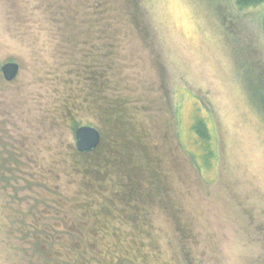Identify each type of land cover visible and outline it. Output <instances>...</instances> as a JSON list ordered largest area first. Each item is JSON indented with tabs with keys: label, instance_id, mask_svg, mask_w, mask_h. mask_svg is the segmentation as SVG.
Returning a JSON list of instances; mask_svg holds the SVG:
<instances>
[{
	"label": "rangeland",
	"instance_id": "374dc122",
	"mask_svg": "<svg viewBox=\"0 0 264 264\" xmlns=\"http://www.w3.org/2000/svg\"><path fill=\"white\" fill-rule=\"evenodd\" d=\"M263 20L236 0H0V264H264ZM80 126L126 134L128 171L116 143L77 156Z\"/></svg>",
	"mask_w": 264,
	"mask_h": 264
},
{
	"label": "trees",
	"instance_id": "16d2710c",
	"mask_svg": "<svg viewBox=\"0 0 264 264\" xmlns=\"http://www.w3.org/2000/svg\"><path fill=\"white\" fill-rule=\"evenodd\" d=\"M112 0H107L108 4L111 2ZM115 2L116 1H121V0H114ZM131 0H126V2L128 4H130ZM262 4H264V0H236V5L237 7L241 8V9H250V8H253V7H258V6H262ZM109 10V9H108ZM109 19V17H108ZM92 22H95V21H92ZM263 29H264V20H263ZM97 83H94V86L96 87ZM111 116H114V114L112 113ZM109 117V116H108ZM110 118V117H109ZM113 118V117H112ZM120 123L122 124H125L124 121H120ZM193 131L195 132L196 136H198L199 138V142L202 143L201 146L202 148H204V150L206 151L205 155L203 156V159L205 160L206 163H208L211 159V152L209 151V144H210V140H211V136L208 134V129H207V125H205L204 121L202 119H197V121L194 123V127H193ZM115 133V131H114ZM116 136L118 137V139L116 138ZM127 135L126 134H117L115 133L113 135V138H112V141H110V143L108 141H104V143L100 146V148L102 147L101 150H103V147L105 144H107L108 146V150L109 152H112L110 151V148L112 146L113 143H116L118 146H119V151H114L112 152L111 154H113L115 156L116 159H118L120 162L118 164H120L119 166L122 167H125V171H128V168H126V163L127 165H129L128 163V154H129V150H131L130 148H133L135 146L131 145L132 142L126 137ZM116 138V140H115ZM122 141V142H120ZM129 147V148H128ZM99 148V149H100ZM99 149L95 150L93 152V154H99ZM106 150V148H105ZM145 151V149H144ZM102 152V151H100ZM106 151L103 150V153H105ZM79 155L77 156H87L88 155H85V154H80L79 152L77 153ZM146 157H145V163H146V167L149 169L148 170V176L150 177L151 181H150V184L154 187V190L156 192L157 195H160V196H163V194H165V188L161 185L160 181H159V177L161 176V174L159 173V169H160V165L158 164V162L156 161L155 158H150L149 157V153H146ZM118 155V156H117ZM121 156V157H120ZM90 157V156H89ZM153 159H154V162H153ZM96 160V159H95ZM150 162L153 163L154 165L150 168ZM205 163V164H206ZM207 165V164H206ZM129 167V166H128ZM134 179V180H133ZM136 179H138V177L136 175H130L129 174V178L127 180V184H131V186L133 185L132 181L134 182V185H136ZM130 180V181H129ZM48 243H50V241L47 240ZM47 244V243H46ZM51 244V243H50ZM42 252V253H45V259L44 260H50L51 258H49L48 256V252H50V249L48 251H44L40 248H38V252ZM73 251H80V249H74ZM77 252V253H78Z\"/></svg>",
	"mask_w": 264,
	"mask_h": 264
},
{
	"label": "water",
	"instance_id": "95a60500",
	"mask_svg": "<svg viewBox=\"0 0 264 264\" xmlns=\"http://www.w3.org/2000/svg\"><path fill=\"white\" fill-rule=\"evenodd\" d=\"M2 75L8 82L14 81L18 77L19 65L8 62L1 68ZM76 149L81 154H92L101 145V133L90 126H80L75 129Z\"/></svg>",
	"mask_w": 264,
	"mask_h": 264
},
{
	"label": "flooded vegetation",
	"instance_id": "af4514ba",
	"mask_svg": "<svg viewBox=\"0 0 264 264\" xmlns=\"http://www.w3.org/2000/svg\"><path fill=\"white\" fill-rule=\"evenodd\" d=\"M101 141H102V135H101ZM103 142V141H102ZM102 144V143H101ZM101 146V145H100Z\"/></svg>",
	"mask_w": 264,
	"mask_h": 264
}]
</instances>
